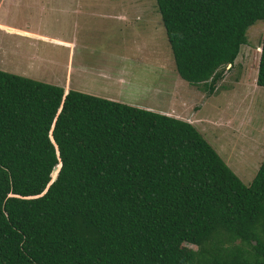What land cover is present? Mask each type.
I'll use <instances>...</instances> for the list:
<instances>
[{
    "label": "trees",
    "instance_id": "trees-1",
    "mask_svg": "<svg viewBox=\"0 0 264 264\" xmlns=\"http://www.w3.org/2000/svg\"><path fill=\"white\" fill-rule=\"evenodd\" d=\"M154 1L176 73L210 89L264 19ZM0 264H264V152L244 184L191 123L0 70Z\"/></svg>",
    "mask_w": 264,
    "mask_h": 264
},
{
    "label": "rangeland",
    "instance_id": "rangeland-1",
    "mask_svg": "<svg viewBox=\"0 0 264 264\" xmlns=\"http://www.w3.org/2000/svg\"><path fill=\"white\" fill-rule=\"evenodd\" d=\"M263 31L247 28L210 89L176 73L154 0H0V70L191 123L248 184L264 152Z\"/></svg>",
    "mask_w": 264,
    "mask_h": 264
},
{
    "label": "water",
    "instance_id": "water-1",
    "mask_svg": "<svg viewBox=\"0 0 264 264\" xmlns=\"http://www.w3.org/2000/svg\"><path fill=\"white\" fill-rule=\"evenodd\" d=\"M51 138V137H50ZM52 140V139H51ZM60 163L54 165L49 173L50 176V182H52L53 180H55L56 176H57V172L59 169Z\"/></svg>",
    "mask_w": 264,
    "mask_h": 264
},
{
    "label": "crops",
    "instance_id": "crops-1",
    "mask_svg": "<svg viewBox=\"0 0 264 264\" xmlns=\"http://www.w3.org/2000/svg\"><path fill=\"white\" fill-rule=\"evenodd\" d=\"M120 15V14H119ZM120 20H122V18L120 17ZM52 40H59V39H56V38H51ZM61 41V40H59Z\"/></svg>",
    "mask_w": 264,
    "mask_h": 264
}]
</instances>
